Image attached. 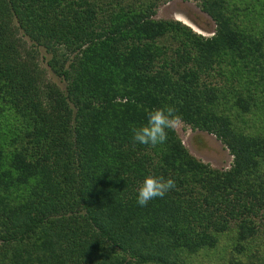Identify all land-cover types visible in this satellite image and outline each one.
<instances>
[{
	"label": "trees",
	"instance_id": "16d2710c",
	"mask_svg": "<svg viewBox=\"0 0 264 264\" xmlns=\"http://www.w3.org/2000/svg\"><path fill=\"white\" fill-rule=\"evenodd\" d=\"M168 1L0 0V264H264V0ZM167 105L231 168L134 142Z\"/></svg>",
	"mask_w": 264,
	"mask_h": 264
},
{
	"label": "rangeland",
	"instance_id": "374dc122",
	"mask_svg": "<svg viewBox=\"0 0 264 264\" xmlns=\"http://www.w3.org/2000/svg\"><path fill=\"white\" fill-rule=\"evenodd\" d=\"M156 18L180 20L192 27L196 32L206 34L207 36H211V33L201 29L195 21L204 26L210 23L211 29L214 28V24L210 22L206 14L199 10L193 0H169L167 4L158 10ZM43 66L49 69L47 68V64L44 63ZM50 77L59 83V80L52 77L51 74ZM258 111L262 112L260 114H263L262 108H259ZM176 131L185 147L195 158L218 170L224 171L231 168L233 156L216 136L201 131H193L184 124L176 128Z\"/></svg>",
	"mask_w": 264,
	"mask_h": 264
},
{
	"label": "clouds",
	"instance_id": "9594fccd",
	"mask_svg": "<svg viewBox=\"0 0 264 264\" xmlns=\"http://www.w3.org/2000/svg\"><path fill=\"white\" fill-rule=\"evenodd\" d=\"M183 124L178 110L171 105L155 108L147 113L146 124L133 127V141L141 145L155 147L168 139V131L175 130ZM176 187V181L169 177L148 175L139 186L137 204L141 207L156 198H163Z\"/></svg>",
	"mask_w": 264,
	"mask_h": 264
}]
</instances>
